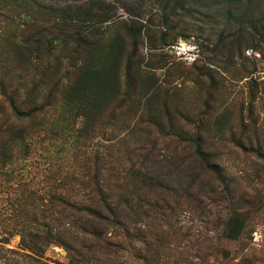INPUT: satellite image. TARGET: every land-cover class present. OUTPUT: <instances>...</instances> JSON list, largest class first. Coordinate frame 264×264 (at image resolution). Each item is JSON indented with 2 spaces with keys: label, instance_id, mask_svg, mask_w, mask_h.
Masks as SVG:
<instances>
[{
  "label": "rangeland",
  "instance_id": "374dc122",
  "mask_svg": "<svg viewBox=\"0 0 264 264\" xmlns=\"http://www.w3.org/2000/svg\"><path fill=\"white\" fill-rule=\"evenodd\" d=\"M47 1L59 32L36 7L0 15L2 245L47 264H264V0L232 20L195 0ZM68 193L100 213L69 232ZM20 227L61 235L36 255Z\"/></svg>",
  "mask_w": 264,
  "mask_h": 264
},
{
  "label": "trees",
  "instance_id": "16d2710c",
  "mask_svg": "<svg viewBox=\"0 0 264 264\" xmlns=\"http://www.w3.org/2000/svg\"><path fill=\"white\" fill-rule=\"evenodd\" d=\"M199 5L203 7H208L211 4L216 5L218 7V12L217 14L221 17L226 18V20H232L236 18V15L238 14V10L242 8L241 6L246 0H195ZM248 3L249 0H247ZM29 9H26V8ZM32 7L38 8L36 12L41 13L45 16H48V20L45 22L50 23V29L49 31L56 33L60 31V24L66 27L68 25L67 23V15L68 12L66 9H63L61 6L57 5L54 2L47 1V0H0V15L5 16L6 18L9 19L10 23L16 24V20L20 19H26L24 22L25 24H29L30 22H34V15L30 14L31 11H29ZM244 13L246 14V10H243ZM83 17L86 15L85 13H82ZM51 16V17H49ZM244 16V15H243ZM111 21L110 18L102 19L99 22H108ZM216 23L212 22V25L210 26L211 29V34H214V31L212 32V29H214V25ZM45 29V28H44ZM55 31V32H54ZM52 33V34H53ZM70 40L73 42L80 43L81 41L86 40V36H79L76 35L75 37L70 35L69 36ZM227 37H224L223 40H221V43H224ZM130 76V74L128 73ZM9 106L12 110V113L16 116L21 115V114H27L28 111L24 112L22 111L18 105H16L12 100L9 101ZM262 149L260 147L257 148V154H261ZM97 186V183H95ZM100 190V189H99ZM227 192V191H225ZM99 193V192H98ZM99 198L101 199L103 197V194L99 193ZM57 195H53L51 198L52 200L56 199ZM259 197V198H258ZM256 200L250 203V207H254L255 205L260 204V207H257L254 209V212L260 211L261 214L264 215V197L263 196H258ZM78 197L75 194L68 193L67 195L63 196L61 201L63 205L65 206L67 212H66V224L67 228H61V229H67V232H69L70 227H75L77 226L76 220L72 216L73 212H84L86 214L99 216L100 213H98V210L94 209L90 203H86L83 201H80L77 199ZM94 198V196H92ZM104 198V197H103ZM104 198V202H105ZM105 208L107 210V216L106 218H109V221H115L119 222L118 220L121 217L120 210H118L114 206H110L108 203H106ZM68 215L70 216L68 219ZM102 217V215H101ZM103 217V218H105ZM242 218L246 219V215L243 213ZM102 219V218H101ZM226 231H228L229 234H231L232 229L231 228H224L223 232L224 236H226ZM13 231H3L1 232V237H0V253H10V254H15L21 261L15 260L14 264H47L43 260L39 259L37 256L31 255L30 253L22 252L19 250H15L13 248H5L2 244L8 243V239L11 236ZM16 232L19 233L20 235V244L24 248H28L31 252L34 254L38 255L39 253L43 252V244L44 246L53 242V241H58V238L61 235V231L58 230H52L51 228H47L46 230L41 233L38 231L37 228H31L30 227H20V229L16 230ZM65 230H63L62 233H67ZM6 233V234H5ZM215 255L220 253L222 257L224 258H229L227 253L225 252V249L221 245H216L215 247H212ZM38 252V253H37ZM231 261V259H227ZM241 262H248L249 264H253L252 257L246 256L244 257ZM191 264H197V263H191ZM234 264V263H233Z\"/></svg>",
  "mask_w": 264,
  "mask_h": 264
}]
</instances>
